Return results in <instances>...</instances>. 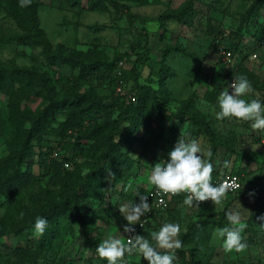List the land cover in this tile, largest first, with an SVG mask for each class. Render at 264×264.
<instances>
[{"label": "rangeland", "instance_id": "rangeland-1", "mask_svg": "<svg viewBox=\"0 0 264 264\" xmlns=\"http://www.w3.org/2000/svg\"><path fill=\"white\" fill-rule=\"evenodd\" d=\"M257 1L146 0L145 5L131 3L132 13L144 20L129 23L125 10H91L94 0H39L40 28L54 50L60 47L64 56L79 61L75 66L67 60H46L39 48L7 42L19 28L7 2L0 0V72L26 69L34 83L29 100L19 82L14 85L13 98L0 91V159H6L15 146L14 133L31 128L30 118L47 104L45 94L64 99L76 90H92L105 103L96 122L101 124L115 118L134 99L135 72L140 84L154 90L122 144L120 153L126 155L127 163L114 152L101 159L104 145L82 139L90 148L64 167L61 176L46 175L38 163L33 164L30 176L35 180L30 177L11 200L0 198V226L7 231L0 239V264H107L96 249L110 237L126 243L123 226L128 222L120 206L138 202L135 196L153 186L148 180L152 165L167 156L178 138L189 137L198 139L205 153L211 149L213 167H218L213 173L239 172L243 188L226 195L219 204L199 205V210L175 201L137 232L151 239L163 223H179L183 247L176 250V264H264V218H259L264 216V204L254 192L256 186L264 192V130L235 118L218 120L219 96L211 99L213 88L225 87L223 74L232 78L241 66L260 80L245 98L264 100V43L254 37L257 26L244 20ZM185 8L191 11L183 12ZM257 22L264 25V6ZM238 42L240 47L232 50V67H226L222 54ZM254 53L257 58H252ZM92 61L99 63L102 75L89 70ZM81 67L90 72L85 80H78ZM56 118L64 119L61 113ZM88 124L84 122V129ZM68 133L67 142L44 133L41 145L49 142L52 156L59 160L65 152L72 153L66 145L80 131ZM106 168L110 172L103 181L99 173ZM115 171L128 178L126 186L113 185ZM86 176H92L88 189L97 198L84 200L87 209L82 222L59 217L42 235L37 233L31 220L35 212ZM234 210L248 225L242 233L248 247L242 252L226 251L216 237V229L230 224L227 213ZM125 260L126 264H147L138 252L126 254Z\"/></svg>", "mask_w": 264, "mask_h": 264}, {"label": "trees", "instance_id": "trees-1", "mask_svg": "<svg viewBox=\"0 0 264 264\" xmlns=\"http://www.w3.org/2000/svg\"><path fill=\"white\" fill-rule=\"evenodd\" d=\"M3 1H6L9 5L10 16L15 19L19 28V33L7 38V42L17 47L39 48L46 60H67L75 66L79 63L73 56L68 58L64 56L62 54L63 50L60 47H57L55 50L52 48V45L46 38L45 32L39 26L37 13L39 0H32L31 4L27 7H21L19 0ZM131 3L145 5L147 2L146 0H94L90 9L105 11L106 9L108 10L109 7L116 12L125 10L129 23H132L133 20L143 21L144 18L142 16L132 13ZM255 4L249 9L244 20L248 24H255L257 26L254 37L259 44H262L264 43V25L257 22V16L264 6V2L263 0H258ZM186 10L191 11L190 8H185L183 12ZM178 19H180V17H178ZM239 47L240 44L238 42L229 50L232 51L234 48L237 49ZM144 52V48H142L140 53L143 54ZM84 69V67H81L78 80H85L88 78L90 72H84ZM89 70H93L95 71L94 73L97 74H103L102 71L100 72V65L97 61H92L90 63ZM239 74L247 75L252 82L253 89L256 88L260 82L259 77L253 71L245 69L244 67H238L234 77ZM229 75L230 74L227 72L223 74L222 79L225 86L228 83V79H230ZM138 78L139 75L135 72L132 81L134 99L128 102L126 106L118 112L115 118L105 120L101 124H97L96 122L98 121L97 118H99V115L106 109L105 103L103 102V98L99 97L92 90H76L72 94H68L64 99L51 98L48 94H45L48 100L47 104L38 114L30 118L31 128L28 130H17L14 133L16 135V143L10 155L6 159H0V198L4 197L7 200L12 199L31 177L30 169L33 164L38 163L40 170L45 172L46 175L50 174L51 177L61 176V170L65 169L64 163L69 165L75 157L83 155L87 149L90 148V146H87L81 141L82 139L96 140L98 144L102 143V146L104 145V150L100 154L101 159L111 157L112 152H114L117 159H122L123 163H127L126 155L120 153L122 144L126 140L125 137L129 133H132L131 130L135 126V118L140 115L143 108L147 107L150 96L154 94V90L146 84H140ZM16 82L24 85L22 93L26 100H29L31 95L29 96L28 92L33 89L34 83L26 69L14 67L9 73L0 72V91L10 98L15 97L16 89L14 85ZM221 91V88H213L211 92L212 95L210 93L206 95L210 94L212 96L211 99H214L219 96ZM34 96L38 97L39 95L37 94ZM57 113H61L64 119H57ZM84 122L89 123L87 125L88 127L85 129ZM124 125L126 126L124 127ZM77 129L80 131L78 138L75 140L73 138V140L69 142L70 145L66 143V147L69 148L72 153L68 154L65 152L59 160L52 156V146L49 142L45 141V146H43L44 144L41 145L44 133L55 135L56 137H60V140L63 142H67L69 136L68 131ZM1 135L2 127L0 125V138ZM111 159L112 163H114L115 159ZM23 166L25 168H23ZM108 172H110L108 168H106L105 172L103 170L100 171L99 175L103 178V181ZM234 173L240 175L239 172ZM31 178L35 180L33 177ZM91 179L92 176L83 177L81 183L71 185L59 199L51 201L47 205L41 207L32 217V224H35V219L38 216L46 217L48 225L52 224L59 217H71L76 219L77 222H82L87 209L86 205L83 203L84 200L88 198H97L96 194H93V192H90L88 189V184L91 183ZM127 179L124 174H118L117 171H115L113 185L122 183L123 186H126L125 183ZM138 195L148 197V189L145 194L140 191ZM138 195L135 196L134 199L138 200ZM256 195L258 200L261 201L260 196L258 194ZM183 199L182 196H179L175 201H183ZM6 233L7 231L5 228L0 226V239L3 238ZM136 234H139V231L136 232Z\"/></svg>", "mask_w": 264, "mask_h": 264}, {"label": "clouds", "instance_id": "clouds-1", "mask_svg": "<svg viewBox=\"0 0 264 264\" xmlns=\"http://www.w3.org/2000/svg\"><path fill=\"white\" fill-rule=\"evenodd\" d=\"M31 2L32 0H19L21 7H27ZM253 91L252 82L247 75H237L219 94V111L215 112L216 118L218 120L235 118L238 121L250 122L253 129L264 130V100L245 98ZM212 155L210 148L205 153L198 139L178 138L167 156L152 165L148 180L162 194L186 193L183 203L189 208L195 207L199 210V202L207 200L219 204L228 188L222 184L212 183ZM131 187L129 184L128 188L131 189ZM138 198V202L129 201L119 208L120 213L128 222L123 226L125 233H135L134 226L141 221L142 216L151 211L148 197L140 195ZM20 216L22 218L23 213ZM259 218H264V216ZM227 219L230 222L228 226L216 229L217 239L222 241L226 251L246 250L248 244L242 233L248 225L242 220L241 213L236 210L230 211L227 213ZM47 226L46 217H36L34 229L37 233L42 235ZM180 233L179 223L165 222L158 231L152 234L151 239L135 234L130 235L131 238L124 243L121 239L110 237L100 243L96 251L100 257L106 258L107 264H126V254L133 252H138L147 264H176V250L183 247ZM158 249L169 251L162 252Z\"/></svg>", "mask_w": 264, "mask_h": 264}, {"label": "built area", "instance_id": "built-area-1", "mask_svg": "<svg viewBox=\"0 0 264 264\" xmlns=\"http://www.w3.org/2000/svg\"><path fill=\"white\" fill-rule=\"evenodd\" d=\"M222 58L226 67H232V63H231L232 62L231 59L233 58L232 51L230 50L224 51L222 54ZM252 58H257V54L255 53L252 54ZM234 79L235 77L230 78L227 84H229ZM229 91H231L230 88ZM64 167H68V164L64 163ZM213 184L225 185L228 188V191L226 192L225 196L233 192L240 191L243 188V182L240 175L234 172H226L222 174L219 178L213 181ZM254 192L260 196L261 202L264 204V192H262V189L259 186H256L254 188ZM185 195L186 193L183 192L175 195L162 194L155 186L148 189V200L151 204V211L147 213L145 216L141 217V221L137 224V227L135 228L136 229L135 233L126 234L125 242L127 243L128 240L131 238L130 235H135L137 230L141 229L156 214L167 211L175 202L176 198H178L179 196H182L184 198ZM211 202H212L211 200L201 201L199 202V205H207Z\"/></svg>", "mask_w": 264, "mask_h": 264}, {"label": "crops", "instance_id": "crops-1", "mask_svg": "<svg viewBox=\"0 0 264 264\" xmlns=\"http://www.w3.org/2000/svg\"><path fill=\"white\" fill-rule=\"evenodd\" d=\"M166 157V156H165ZM213 165H215V164H213ZM217 166H214L213 167V170H217ZM227 172H229V171H227ZM224 173H226V172H223L222 174H224ZM222 174H219V175H217L216 174V171H214V173L212 174V183H213V181H215L217 178H219ZM240 177H241V179H242V182H243V177L240 175ZM154 186V185H153ZM153 186H151V187H149V189L150 188H152Z\"/></svg>", "mask_w": 264, "mask_h": 264}]
</instances>
